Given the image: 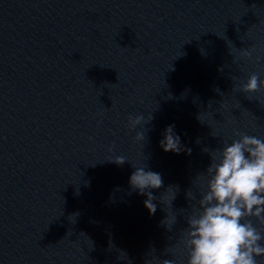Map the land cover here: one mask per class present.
Returning a JSON list of instances; mask_svg holds the SVG:
<instances>
[{"label":"clouds","instance_id":"1","mask_svg":"<svg viewBox=\"0 0 264 264\" xmlns=\"http://www.w3.org/2000/svg\"><path fill=\"white\" fill-rule=\"evenodd\" d=\"M253 51L252 48L239 49L232 62L250 60ZM229 52L232 55L230 49ZM232 90L244 93L246 97L247 94L260 93L264 90V80L253 72L248 75L246 83L234 86ZM215 91L221 94L218 88ZM197 118L204 123L200 114ZM152 119L151 114L147 117L129 116L130 130L143 126V131L136 132V141H145L148 130L144 125ZM234 135L238 139H233L231 143L225 141L222 147L202 149L208 153L210 163L204 171L196 174L191 182L192 188L186 190V209L173 208L180 191L178 186L169 185L157 197L152 190L164 187L162 175L146 170L145 164H132L135 171L129 178V185L133 191L147 197L143 203L149 215L156 213L157 203L154 201H158L162 205L161 211L165 213L161 225L169 232L177 223L178 212L183 214L186 222L175 244L165 249V254H170L172 258L160 259L152 249L149 252L151 259L145 264H264V138L238 130ZM197 143L200 141L197 140ZM159 144L164 152H185L190 155L192 151L182 144L175 132V125L165 128ZM109 160L117 165L127 161L122 156ZM194 184L196 192L192 190ZM164 193L170 195L164 196ZM114 247L110 243V249ZM116 251L118 260L132 264L125 251Z\"/></svg>","mask_w":264,"mask_h":264}]
</instances>
